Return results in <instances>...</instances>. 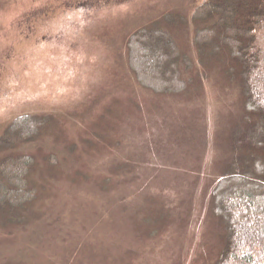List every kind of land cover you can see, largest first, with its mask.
Here are the masks:
<instances>
[{
  "label": "rangeland",
  "instance_id": "rangeland-1",
  "mask_svg": "<svg viewBox=\"0 0 264 264\" xmlns=\"http://www.w3.org/2000/svg\"><path fill=\"white\" fill-rule=\"evenodd\" d=\"M208 1L0 0V139L19 117L45 123L0 150V162L34 158L36 190L24 208L0 206V264L218 261L215 183L264 155L237 147L257 120L240 66L198 43ZM156 28L180 49L181 92L145 88L130 67V39Z\"/></svg>",
  "mask_w": 264,
  "mask_h": 264
},
{
  "label": "trees",
  "instance_id": "trees-1",
  "mask_svg": "<svg viewBox=\"0 0 264 264\" xmlns=\"http://www.w3.org/2000/svg\"><path fill=\"white\" fill-rule=\"evenodd\" d=\"M196 17L213 20L212 27L198 32L199 45L228 48L242 70L246 109L257 120L238 130L237 147L264 155V0H209ZM179 58L175 38L162 29H144L130 39V67L143 87L157 93L186 89ZM44 125L30 116L19 117L0 139V150L32 141ZM34 162L28 155L0 162V206L24 208L35 198L36 190L27 181ZM213 196L226 233L215 264H264V157L235 164L215 183Z\"/></svg>",
  "mask_w": 264,
  "mask_h": 264
}]
</instances>
